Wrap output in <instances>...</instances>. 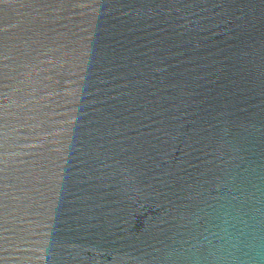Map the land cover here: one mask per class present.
<instances>
[{
    "label": "water",
    "instance_id": "water-1",
    "mask_svg": "<svg viewBox=\"0 0 264 264\" xmlns=\"http://www.w3.org/2000/svg\"><path fill=\"white\" fill-rule=\"evenodd\" d=\"M0 264H264V0H0Z\"/></svg>",
    "mask_w": 264,
    "mask_h": 264
}]
</instances>
